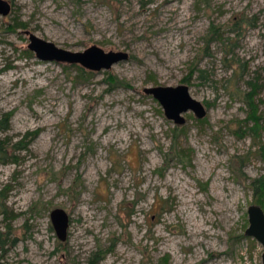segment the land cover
Listing matches in <instances>:
<instances>
[{"label": "rangeland", "instance_id": "obj_1", "mask_svg": "<svg viewBox=\"0 0 264 264\" xmlns=\"http://www.w3.org/2000/svg\"><path fill=\"white\" fill-rule=\"evenodd\" d=\"M6 1L0 264H262L261 244L244 231L257 204L250 180L264 175V162L235 131L246 81L264 84V0ZM233 20L236 34L227 32ZM211 24L226 25L221 39L232 45L205 49ZM25 31L129 58L100 71L42 61ZM179 84L205 117L187 111L174 124L143 92ZM20 140L25 149L13 152ZM55 208L69 215L64 239L51 224Z\"/></svg>", "mask_w": 264, "mask_h": 264}, {"label": "water", "instance_id": "obj_2", "mask_svg": "<svg viewBox=\"0 0 264 264\" xmlns=\"http://www.w3.org/2000/svg\"><path fill=\"white\" fill-rule=\"evenodd\" d=\"M11 5L6 0H0V14L7 15ZM28 36L27 48L42 61H56L67 64H77L90 71L109 70L115 63L128 60L126 51H105L97 45H91L81 51H71L61 48L55 43L25 31ZM143 92L157 100L163 109L164 115L174 124L185 123L183 113L191 111L196 118L206 115L203 103L193 98L186 84L176 86H147ZM248 226L244 235L253 238L262 246V264H264V211L258 204H252L247 209ZM52 227L59 239L66 237L69 227V215L62 208H55L50 212Z\"/></svg>", "mask_w": 264, "mask_h": 264}, {"label": "trees", "instance_id": "obj_3", "mask_svg": "<svg viewBox=\"0 0 264 264\" xmlns=\"http://www.w3.org/2000/svg\"><path fill=\"white\" fill-rule=\"evenodd\" d=\"M241 20L239 21H232L231 26L229 29H227V32L229 33H234L236 34V30L240 27ZM23 24H19L18 27H22ZM226 26V25H224ZM221 25H214L211 24L209 27V30L207 32V35L203 38L204 43H205V49L208 47V45L214 41V40H221V42H229L228 45H232V38L229 36H226L224 39H221L222 33L224 34L225 32H221L220 30L222 29ZM227 45V44H225ZM231 54V51H225L224 52V57L228 56V54ZM77 67V66H76ZM78 69L82 70V68L77 67ZM192 73V70L190 71ZM111 82L114 83L113 78H110ZM189 77L185 78L182 80L183 82L189 84ZM247 89L241 92V100L245 105L246 109V116L242 120H240V123H243V127L240 126L239 132L235 131V133L238 136H245L249 135L253 141L257 145V153L259 157L263 160L264 162V98H261L260 96V91L263 88L264 84L258 82V80H247ZM262 106V108H261ZM8 115H6L3 118L4 122H0V129L1 130H6L8 129ZM27 141H25V144L23 143V140H20L16 143H14L13 147L14 149L12 150L13 152L15 150H22L25 149ZM5 150L6 148L3 145V142L0 141V162H5L6 157L1 156L5 155ZM12 152L10 159L12 162H16L17 158ZM250 186L253 192V198L254 201L260 205L263 206V198H264V175L255 177L250 180ZM3 192L0 191V194ZM5 212V211H4ZM5 236V233L0 230V243L1 245L5 244V241L2 240L3 237Z\"/></svg>", "mask_w": 264, "mask_h": 264}, {"label": "bare ground", "instance_id": "obj_4", "mask_svg": "<svg viewBox=\"0 0 264 264\" xmlns=\"http://www.w3.org/2000/svg\"><path fill=\"white\" fill-rule=\"evenodd\" d=\"M170 3H172L174 0H168Z\"/></svg>", "mask_w": 264, "mask_h": 264}]
</instances>
